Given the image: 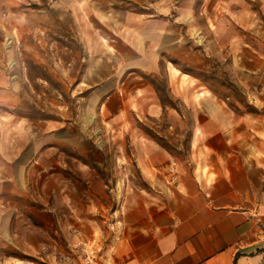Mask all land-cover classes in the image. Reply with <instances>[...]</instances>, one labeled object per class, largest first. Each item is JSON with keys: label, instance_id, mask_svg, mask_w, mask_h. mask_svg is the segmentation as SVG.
Wrapping results in <instances>:
<instances>
[{"label": "rangeland", "instance_id": "1", "mask_svg": "<svg viewBox=\"0 0 264 264\" xmlns=\"http://www.w3.org/2000/svg\"><path fill=\"white\" fill-rule=\"evenodd\" d=\"M213 4L0 0L18 84L10 132L0 125V264H96L167 216L169 181L194 161L179 92L247 107L225 43L246 32ZM153 101L158 117L140 112Z\"/></svg>", "mask_w": 264, "mask_h": 264}, {"label": "crops", "instance_id": "2", "mask_svg": "<svg viewBox=\"0 0 264 264\" xmlns=\"http://www.w3.org/2000/svg\"><path fill=\"white\" fill-rule=\"evenodd\" d=\"M212 13L218 21L227 13L246 32L225 43L247 107L233 109L209 91L179 92L193 118V167L170 179L173 196L157 227L107 249L96 264H264V0H215ZM3 49L0 39V125L9 133L18 84ZM139 109L162 112L155 101Z\"/></svg>", "mask_w": 264, "mask_h": 264}, {"label": "built area", "instance_id": "3", "mask_svg": "<svg viewBox=\"0 0 264 264\" xmlns=\"http://www.w3.org/2000/svg\"><path fill=\"white\" fill-rule=\"evenodd\" d=\"M93 256L92 255H90V254H87L86 256H85V263L86 264H95L94 262H93Z\"/></svg>", "mask_w": 264, "mask_h": 264}, {"label": "trees", "instance_id": "4", "mask_svg": "<svg viewBox=\"0 0 264 264\" xmlns=\"http://www.w3.org/2000/svg\"><path fill=\"white\" fill-rule=\"evenodd\" d=\"M183 72L188 74V72H186V71H184V70H183ZM143 77H146V76H145V75H143ZM151 83H152V85H153V88L155 89V91H157V92H158V91H159L158 85H157V84H155V83H154V81H151ZM159 100H160V99H159ZM160 102H161V104L165 105V103H163V101H162V100H160ZM229 107H230V106H229ZM234 109H236V108H234Z\"/></svg>", "mask_w": 264, "mask_h": 264}]
</instances>
